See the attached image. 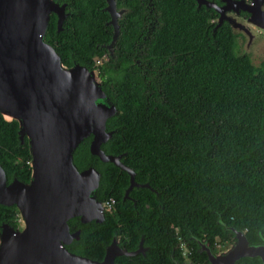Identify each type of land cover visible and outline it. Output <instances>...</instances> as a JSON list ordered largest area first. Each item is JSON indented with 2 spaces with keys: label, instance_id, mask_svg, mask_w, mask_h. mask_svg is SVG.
Returning a JSON list of instances; mask_svg holds the SVG:
<instances>
[{
  "label": "trees",
  "instance_id": "trees-1",
  "mask_svg": "<svg viewBox=\"0 0 264 264\" xmlns=\"http://www.w3.org/2000/svg\"><path fill=\"white\" fill-rule=\"evenodd\" d=\"M70 7L61 29L50 14L44 40L62 64L95 68L101 88L118 113L107 118L111 137L104 153L120 154L133 171V186L123 198L128 175L111 162L90 155V136L72 152L78 170L100 174L99 201L113 199L99 223L67 220L78 237L67 251L100 260L113 234L132 255L120 264L183 262L180 244L194 264L204 261L195 241L214 247L232 242L221 222L243 230L248 243L264 238V58L253 65L237 49V34L212 7L195 0H117L125 11L107 60L100 57L112 27L104 0H55ZM221 4L219 0H210ZM100 58V63L94 61ZM17 123L0 115V166L6 182L30 179L26 138L19 143ZM14 205L0 204V223L15 228ZM142 248V249H143ZM142 252V251H141ZM235 264H260L240 257Z\"/></svg>",
  "mask_w": 264,
  "mask_h": 264
},
{
  "label": "water",
  "instance_id": "water-1",
  "mask_svg": "<svg viewBox=\"0 0 264 264\" xmlns=\"http://www.w3.org/2000/svg\"><path fill=\"white\" fill-rule=\"evenodd\" d=\"M195 1L217 12L213 29L226 21L234 32L222 11L243 9L242 0H219V5ZM105 2L107 23L112 27L110 48L118 34L116 17L122 10H115L114 0ZM64 8L65 3L54 0H0V115L16 121L19 143L26 138L30 156L28 182L14 176L6 182L0 166V204L14 205L21 216L15 228L0 223V264H117L115 255L141 250L140 243L132 252L120 250L115 234L100 261L63 249L78 237V230L69 231V218L99 223L105 212L96 197L99 172L92 166L78 170L72 162V152L82 139L90 136V155L127 173L123 198L133 186L147 187L134 182L133 171L120 161V154H106L101 148L112 135L105 121L118 110L101 88L97 70L75 61L65 66L44 40L49 15H56L58 31L68 15ZM9 111L12 115L6 119L3 112ZM221 224L232 232L233 241L218 254L209 250L205 239H195L197 243L201 240L203 246L198 250L205 253L207 264H235L240 257H258L264 264V238L248 243L243 230Z\"/></svg>",
  "mask_w": 264,
  "mask_h": 264
},
{
  "label": "rangeland",
  "instance_id": "rangeland-1",
  "mask_svg": "<svg viewBox=\"0 0 264 264\" xmlns=\"http://www.w3.org/2000/svg\"><path fill=\"white\" fill-rule=\"evenodd\" d=\"M241 5L243 9L236 11L229 8L222 11V14L230 19V25H233V31L238 35L236 41L238 52L247 54L250 62L256 66L264 58V2L261 0H251L250 2L242 0ZM243 11L248 13V17L245 19L240 15V12ZM17 218L20 225L21 216L17 215ZM198 244L199 246L202 245L201 240L198 241ZM229 245L230 242L220 243L216 238L214 247L208 246V248L212 253L218 254ZM180 250L187 264H189V259L186 257L187 250L183 244L180 246Z\"/></svg>",
  "mask_w": 264,
  "mask_h": 264
},
{
  "label": "flooded vegetation",
  "instance_id": "flooded-vegetation-1",
  "mask_svg": "<svg viewBox=\"0 0 264 264\" xmlns=\"http://www.w3.org/2000/svg\"><path fill=\"white\" fill-rule=\"evenodd\" d=\"M55 1V0H54ZM247 1H251V0H247ZM55 2H57V1H55ZM114 2H115V10L117 11V10H122V12L116 17V20H118L120 17H121V15H122V13H124V11H125V8L124 7H121V6H118L117 5V0H114ZM58 4H61V3H64V2H57ZM106 5V2H105V0H104V6ZM104 6H103V8H104ZM69 6L67 5V3H65V8H64V11L65 12H69ZM51 14H54V13H51ZM240 15L243 17V19H245V18H247L248 17V13H246V12H240ZM54 16H56L55 14H54ZM108 18H109V15H108ZM212 21H215V19H212ZM55 24H56V21H55ZM62 24V23H61ZM59 31V30H58ZM58 31H56L55 30V32H58ZM238 36V35H237ZM110 55H112V49H111V47L110 48H107V45H105V48H104V52L102 53V55H101V59L102 60H107L108 59V56H110ZM100 58H97L95 61H94V64L96 65L97 63H100L99 61H100ZM70 219V218H69ZM115 239H116V241H117V245H118V247H119V249L120 250H122V251H125V252H132V251H127V250H125V248H123L121 245H120V243H119V241H120V235H118V234H115ZM229 243V242H228ZM231 243V242H230ZM198 244V243H197ZM65 245H67V243L66 244H64L63 245V249H66V247H65ZM108 245V244H107ZM107 245H105V246H107ZM146 247V246H145ZM145 247L143 248V247H141V250H139L140 252L139 253H143V250H145ZM198 247H199V244H198ZM143 248V249H142ZM199 249V248H198ZM67 250V249H66ZM142 251V252H141ZM199 251V250H198ZM69 252V251H68ZM104 252H105V247H104ZM187 254V253H186ZM103 255H104V253H103ZM121 255H124V254H117V255H115L114 256V258H113V261L115 262V263H117V264H120L118 261H116V257H119V256H121ZM182 255V254H181ZM183 256V255H182ZM187 257V256H186ZM102 258H103V256H102ZM101 258V259H102ZM100 259V260H101ZM188 259V258H187ZM100 260H98V261H100ZM173 263L174 264H187V261L185 260V257L183 256V262L182 263H179V262H177L176 260H173ZM189 264H194L193 263V261H191L190 259H189ZM205 264H207V263H205Z\"/></svg>",
  "mask_w": 264,
  "mask_h": 264
},
{
  "label": "built area",
  "instance_id": "built-area-1",
  "mask_svg": "<svg viewBox=\"0 0 264 264\" xmlns=\"http://www.w3.org/2000/svg\"><path fill=\"white\" fill-rule=\"evenodd\" d=\"M101 207L104 211H110L113 207V199L109 198L107 200L101 201ZM182 244H180L181 246ZM198 264H205L204 261L199 262Z\"/></svg>",
  "mask_w": 264,
  "mask_h": 264
},
{
  "label": "bare ground",
  "instance_id": "bare-ground-1",
  "mask_svg": "<svg viewBox=\"0 0 264 264\" xmlns=\"http://www.w3.org/2000/svg\"><path fill=\"white\" fill-rule=\"evenodd\" d=\"M3 115H4V117L7 119V118L11 117V115H12V111H9V112H3ZM51 239H58V237H57V236H53Z\"/></svg>",
  "mask_w": 264,
  "mask_h": 264
}]
</instances>
